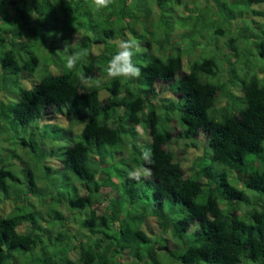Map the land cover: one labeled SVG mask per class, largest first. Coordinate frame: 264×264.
Wrapping results in <instances>:
<instances>
[{
    "label": "trees",
    "instance_id": "1",
    "mask_svg": "<svg viewBox=\"0 0 264 264\" xmlns=\"http://www.w3.org/2000/svg\"><path fill=\"white\" fill-rule=\"evenodd\" d=\"M25 1H13L18 12ZM30 1L39 16L36 0ZM44 2L51 5L50 0ZM187 2L192 7L194 0H179L177 5ZM116 3L122 8L113 10L112 19L98 22L100 29L92 34L81 35L75 48L69 45L71 35L61 36L68 52L88 50L76 69L47 72L30 88L19 86L16 101L9 97L10 102H0V108L8 110L6 119H0V129L10 121L20 127L36 124L44 130L42 142L21 141L28 148L30 163L38 162L21 169L24 190L17 187L18 179L5 165L0 167V192L4 191L0 197L11 198L9 191H15L11 199L15 212L6 216L0 210V264H23L18 254L31 258L29 264H264V0H216V12L224 13L225 23L242 20L256 29L248 33L253 51L263 61L257 68L236 60L239 38L228 36L219 26L212 33L225 36V62L202 55L193 44L196 55L184 54L179 45L199 27L191 30L188 22L197 12L198 23L201 10H189L186 18H180L171 0H115L109 8ZM254 5L261 9L254 10ZM139 7L146 17V12L133 14ZM81 8L78 3L74 9L66 8L64 15L72 17ZM73 24H66L62 32ZM195 34L203 38L206 32ZM128 36L140 44L133 62L141 76L108 78L106 69L118 51L116 43ZM176 41L180 43L174 45ZM94 45L104 50L94 54ZM38 63L37 56L18 63L12 49L0 56L1 69L14 75L27 72L33 77ZM235 64H242L241 73ZM81 69L92 78L86 91L78 79ZM98 74L107 77L103 86L97 84ZM157 84H164L174 98L159 99ZM234 90L242 93L244 106H235ZM220 100L224 104L217 107ZM50 116L68 117V126L46 123L41 127L39 122ZM76 126L79 133L73 130ZM175 131L177 139L194 147L204 137L205 147L189 175L168 148ZM144 148L151 149L153 163L141 159ZM47 157L57 167L43 162ZM140 166L150 168L151 177L129 179L128 171ZM226 169L246 175L247 180L236 186ZM39 170L44 179L35 176ZM38 183L41 195L58 204L49 206L51 228L38 224L37 211L30 204V193ZM113 190L120 197H106ZM106 200L109 205L118 202L111 208L101 207ZM61 205L75 214L72 221L77 222L78 231L66 230L68 220L58 209ZM150 220L159 232L152 239L143 230ZM166 237L177 241V249L169 248ZM133 251L139 253L137 258L122 260Z\"/></svg>",
    "mask_w": 264,
    "mask_h": 264
},
{
    "label": "rangeland",
    "instance_id": "2",
    "mask_svg": "<svg viewBox=\"0 0 264 264\" xmlns=\"http://www.w3.org/2000/svg\"><path fill=\"white\" fill-rule=\"evenodd\" d=\"M13 1L15 0H0V56H2V54L6 50L12 49L15 55V59L18 63H22L23 61L28 60L31 56H37L39 59V63L35 73H33V77L30 76V73L27 72H20L17 75L10 74L9 72L2 70L0 66V102L4 103L11 101L9 97H13V101L17 100L19 86L28 89L35 82L39 81L43 76H45L47 72L56 74L60 73L62 69L67 70L65 67L66 56L75 52V50L68 52L69 49H66V46L62 44V41L60 40L61 37L59 39H57L56 36L50 37L48 35L49 33H62L61 36L63 37L71 35L73 40L69 45L70 47L75 48L78 44L79 39L81 38V35L86 33L89 35L90 33L92 34V32L97 31L96 28L100 29L98 22L106 21L107 19H112V17L115 15L112 14L114 12L113 10L118 11L122 8L120 3H116L115 6H113L112 8H109V6L107 9H103L98 12L89 6V0H64V2L60 0H50L51 5L49 3H45V0H36V10L40 12V15L38 16L36 14V19H33L29 15V11H33V5L31 4V1L29 2V0H26V6H22L19 12L16 9L18 4L14 5ZM149 1L150 0H148V2ZM72 2L74 4H72L71 6ZM78 3H82V8L80 9V12L74 14L72 17H65L64 13L67 12V10L65 11V9H74V6ZM171 3L176 6V8L174 7V9L180 12V18H186V14L188 15L187 12L189 10L202 11V14L199 15L200 17L198 23H195V19L197 18L198 13L195 12L192 14V21L188 20V27L192 30L195 28V26L199 25V27H196L195 33H197L198 31L200 32L202 29H204L206 35L203 38H200L199 34L194 33L192 34V36L184 37V39L182 40L183 44L179 45V47L182 48L184 54L191 52L190 55L195 56L196 53L194 47H196L202 55H213L217 57V59H219L221 62H225L228 57V51L226 50L227 42L225 40V36L212 33L214 28L216 26H219L224 30L226 34H228V36L239 38L237 39V56L239 54V57L238 59L236 58L239 63L248 61L250 62L251 68L252 66L254 68H257L263 65V61L261 60V58L257 55L256 51H253L252 49L254 42L251 38L252 35L248 33V30L255 31L256 29L252 28L251 26L250 28H248V22H243L242 20H240V22L244 24H241L239 22L225 23L224 13L222 14V11L220 10L216 12V0H211L210 3H207L206 0H194V2L192 3V7L190 6L191 4H189L188 2L183 6L177 5L179 3V0H171ZM152 6L154 7V5ZM162 6L165 8V5ZM253 9L259 11L261 7L254 5ZM134 10L135 13L133 11L132 12L136 16H143V14L146 12L142 7H139V9L136 8ZM102 11H105L103 15ZM146 14L147 12L145 13V17ZM212 14L216 18L218 23H216V21L212 17ZM228 14L230 15L229 12ZM80 15L81 17H79ZM153 15L156 16V8L154 9ZM147 16H150V14ZM28 17H30L31 20H29ZM145 17H142V19L145 20ZM71 21L74 24L69 29L65 30V32L63 33L62 29L66 24ZM77 21L81 23L77 24ZM176 22L179 24L178 19L176 20ZM109 26L110 24H107L105 25V28ZM230 26L233 28H231ZM235 26L236 28H234ZM229 30L231 34H229ZM262 30H264V27H262ZM140 32L142 33L143 30ZM129 38L132 37L128 36V39ZM176 43L180 42L176 41L173 44L175 45ZM197 43L199 44L195 45ZM190 44H193L194 47L190 46ZM103 50V46L99 47L94 45L92 47V52L94 54H98L100 51ZM255 57H257V59H255ZM219 65H223L224 69L228 68V64L221 63ZM234 66H238V72L241 73L240 68L242 67V64H235ZM95 79L98 80V86H103V84H105V82L107 81V77H104L100 74L96 75ZM210 82L212 81L210 80ZM87 89L88 88H84L81 86L82 91H86ZM156 89L158 91L159 99L174 98L167 91L166 86L164 84H157ZM234 93L237 96L236 98L234 97L233 100L235 106H244L240 98L242 96V93L240 91L237 92L236 90H234ZM221 104H224V100H220L216 106L219 107ZM7 113L8 110L4 108V106L0 108V119L5 120L7 117ZM39 123L41 127L46 123H50L65 128L68 126V117L50 116V118ZM3 124L2 129H0V167L2 165H5L6 168L9 169L12 174L18 179V182L16 184L17 187L20 188V190H24L25 187L23 186V183L25 181V176L21 172V169L25 168V165H28L27 163H29L30 167L32 165L36 166L38 162L32 159L30 163V153L28 152V148H24L21 145V141L35 140L37 141V143L42 142L44 130L42 128H38L36 124H31L27 127H20L18 125H14L10 121L4 122ZM168 125L172 127L171 123ZM162 128H165V124ZM73 130L75 133H79L80 127L76 126L73 128ZM137 131H140L142 134H144L140 127L137 128ZM176 135H178L177 131H175L173 141L171 142V144H169L168 148L175 156V159L183 165L184 170H186V173L189 175L191 174L190 171H192L191 168H193V161L203 152V149L205 147L204 137L201 135L196 142L197 145L194 147L191 146V144H189L190 142L188 141H184L181 138L177 139ZM144 137L146 136L142 135V138ZM79 138L80 137L78 136V138L74 140H78ZM23 149H26L27 151H24ZM15 155L19 157H16ZM51 159L52 158L47 157L43 162L50 163L54 167H57V162L51 161ZM228 169L226 170L229 171ZM229 172H231L230 182L234 183L238 187L243 185L247 180V176L241 174L238 171ZM52 175L56 176L55 174ZM35 176H38L40 179H44V173H42V171L40 170L38 171V173H36ZM8 183L10 184V179H8ZM41 187L42 184L38 183L37 189L35 191H31L29 200L33 211H37L38 224L42 227L51 228L52 222H47L48 220H50V217L48 215L49 206L51 205L52 207H55L56 205H54L53 203H57L55 202V200H51V198L46 199L44 195H41V193H43ZM53 189L55 191L53 195L58 196L57 190H60V188L57 187ZM66 189L71 191V186H68ZM13 191L14 190L12 189L9 191V194H11V198L9 196L0 197V210L3 215L10 216L15 212V206L13 204V201L11 200ZM116 191L117 190H113L109 192L106 197L110 198L111 196H118L119 192ZM3 192L4 191H1L0 194L2 193L1 195H3ZM35 192H37V197L34 194ZM116 202L118 201H115L114 203ZM109 203L110 201L106 200V202H104V205L101 207H113L114 203L112 205H109ZM101 207H99V209H102ZM58 209L63 215V217L68 220V223L66 224V230L78 231L77 222L72 221V219L75 218V214H72V212L68 211L63 205L58 206ZM57 228L58 225H56V228H54L52 231H56ZM20 230L24 231V229L21 228ZM143 230L151 239L159 233L157 226L153 224L152 220H150L147 226L143 227ZM193 230L194 227H192V231ZM166 239H169V248L177 249V241L175 239L173 240L171 237H166ZM138 254L139 253L135 251L130 252L128 253V255H123L122 260L126 261L128 259L130 260V258H137L136 255ZM16 256L19 261L23 264L25 263V261L27 264H29V261L31 260V258H28L27 255L25 256L26 258H24V256L20 254ZM159 259L163 260L161 257H159ZM164 261L167 260L165 259Z\"/></svg>",
    "mask_w": 264,
    "mask_h": 264
},
{
    "label": "clouds",
    "instance_id": "3",
    "mask_svg": "<svg viewBox=\"0 0 264 264\" xmlns=\"http://www.w3.org/2000/svg\"><path fill=\"white\" fill-rule=\"evenodd\" d=\"M114 2L115 0H89V6L99 12L103 9H107L110 5L114 4ZM29 15L33 19H36L35 11H29ZM48 35L50 37L56 36V38L59 39L62 33H49ZM134 50L135 52L141 50L139 42L134 38L118 42V51L107 65L106 73L108 78H123L126 80L139 79L141 76V69L133 62ZM88 54L87 49H81L80 51L67 55L65 59L66 69L69 71L76 69L77 65L82 63ZM78 79L82 87L88 88L92 86V78L87 76L82 69L78 74ZM141 159L145 164L153 163L152 151L150 148H144L142 150ZM151 175V169L143 166L128 171V178L135 181H140L142 177L144 179H149Z\"/></svg>",
    "mask_w": 264,
    "mask_h": 264
}]
</instances>
